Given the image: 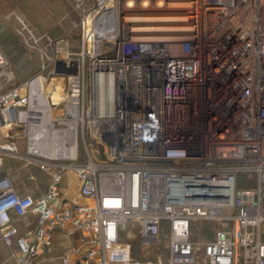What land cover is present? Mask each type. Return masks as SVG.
<instances>
[{
	"label": "built area",
	"instance_id": "obj_1",
	"mask_svg": "<svg viewBox=\"0 0 264 264\" xmlns=\"http://www.w3.org/2000/svg\"><path fill=\"white\" fill-rule=\"evenodd\" d=\"M71 2L80 50L52 57L49 35L40 50L53 60L48 74L68 82L66 117L68 104L78 110L75 150L48 158L73 160L80 192L92 202L64 196L66 161L40 197L19 194L0 176V234L10 256L27 264L61 226L91 234L78 264H264V0ZM141 15L183 16L173 22L183 28L140 33L131 18ZM40 76L47 80L40 72L12 85L0 48V127L29 121L28 150L37 161L44 155L30 130L41 117L32 122L23 112L39 103L33 82ZM0 149L18 152L15 141ZM254 173L239 182V174ZM179 175L187 176L190 197L170 192L168 178ZM27 213L36 226L21 235L14 217ZM207 221L218 224L208 238L199 227ZM129 224L139 227L144 247L159 246L167 231V260H135L133 234H122ZM64 261L72 263L69 254Z\"/></svg>",
	"mask_w": 264,
	"mask_h": 264
},
{
	"label": "crops",
	"instance_id": "obj_2",
	"mask_svg": "<svg viewBox=\"0 0 264 264\" xmlns=\"http://www.w3.org/2000/svg\"><path fill=\"white\" fill-rule=\"evenodd\" d=\"M67 1H70L72 4L71 0ZM72 19L71 10L66 9L64 0H0V48L9 59V70L14 75L12 85H21L24 81L29 80L40 72L45 73L42 70V63L50 60L48 55L55 58L66 56V53L71 50L69 36L67 35V24ZM25 26L28 29H25ZM45 35H49L50 38L57 41H54L52 44L51 53H47L48 61L42 55L40 47L33 45L35 39H39L40 41L41 38L44 39L43 36ZM64 36L67 40L63 38ZM60 43L64 45L61 46ZM49 49L47 48L46 50ZM49 69L50 67L47 70ZM57 77L59 76H55L53 79L57 80ZM53 79L50 87L57 86ZM44 82V76H40L34 80L35 98L38 99L39 103L38 105H34L33 111L23 112L25 119L31 120L34 117H41L40 123L31 124L30 134L32 136L33 148L37 146V144L33 143V128L42 126V123H45V120H47L43 114L42 106L44 105L41 98L48 95L44 89ZM49 105L53 106V103H49ZM24 131L25 129L18 121L7 122L0 127V144L5 141H15L18 149L17 153L0 149V176L9 177L19 194H31L34 197H40L46 192L52 179V173L60 168L63 161H66L69 167L64 170L61 179L64 196L72 204L92 202L91 199L85 197L80 192L81 181L76 169L72 166L73 160H52L48 158L50 156L53 157V155L69 156L74 153L75 149L67 153L63 149V146L57 150L52 148L50 156L43 154L42 161H37L29 153L28 137ZM18 141H22L24 145L20 146ZM43 161L45 163L51 162V167H43ZM61 204V199L54 201L56 208H60ZM14 223L18 227L20 234L23 235L35 228L36 215L34 213H27L21 217H14ZM90 238L91 234L82 230L55 226L51 244L41 247L39 253L27 264H67L64 261V257L67 254L72 259V263L68 264H78L89 246L84 240H89ZM71 247H74L75 251H71ZM11 250V247L3 241L0 234V264H18L10 256Z\"/></svg>",
	"mask_w": 264,
	"mask_h": 264
},
{
	"label": "rangeland",
	"instance_id": "obj_3",
	"mask_svg": "<svg viewBox=\"0 0 264 264\" xmlns=\"http://www.w3.org/2000/svg\"><path fill=\"white\" fill-rule=\"evenodd\" d=\"M64 6L66 7L67 10H71V16L75 19H77V13L75 10L72 9V4L70 1L64 0ZM69 21V20H68ZM68 33L67 35L69 36V44L71 45V50H80V37H81V32H80V27L75 28L74 24L71 22H68ZM26 33L27 31L24 30ZM29 34V33H27ZM44 39L41 38V40L37 44H33L38 47H45L48 39H46L45 36H43ZM65 38V36L63 37ZM66 39V38H65ZM67 40V39H66ZM65 40V41H66ZM61 46H63V43H60ZM59 47V46H58ZM50 48L49 50H46L48 54L51 53V46H48ZM47 49V48H46ZM57 50V48H55ZM59 50V49H58ZM47 61L49 60L46 55H43ZM51 56V55H50ZM60 58V57H59ZM45 59V60H46ZM47 63H49V67L52 65L53 60H49ZM88 63V61H87ZM89 67L87 65V82L89 84ZM45 76L47 80L44 82V89L45 92L48 93L47 96L41 97L43 100V114L46 116L45 120L46 122L42 123V126L34 127L33 128V143L37 144L36 149L37 152L42 153L44 155L50 156L52 152V138L59 140V143L62 144L63 149L68 152H72L75 148L72 146L71 143H67L65 140H67L66 137H68V133H65L69 130L70 128V120L74 117L73 115V107L70 106L68 109V117L69 119L66 118V114L64 111V103L65 100L63 98L64 94H67V80L63 79L61 77H57L58 79H53L54 83L57 84L54 85L53 87H50V83L52 81V78L54 75L48 74V70L44 71ZM31 77L30 79H32ZM29 79V80H30ZM56 86V89H55ZM63 86V87H62ZM89 87V85H88ZM55 89V90H53ZM52 90V91H51ZM27 93V88L25 87L22 90V94ZM64 93V94H63ZM48 97V98H47ZM49 101V102H48ZM49 103H53V106L49 105ZM64 118V119H60ZM45 119V118H44ZM32 120V119H31ZM32 122H35V120H32ZM22 127L25 128L26 131H24L26 134L29 132V121L23 122ZM53 129L57 130L58 132H62L64 135L56 136L55 134L53 135ZM53 135V136H52ZM66 136V137H65ZM23 141L25 142V139L23 138ZM20 146H23L24 143L22 141H18ZM23 149V147H22ZM82 155V154H81ZM254 174H239V182L244 185L245 181L249 177L250 179L254 178ZM254 183V181H253ZM234 212V211H233ZM205 225V231L202 233V236L205 235L206 238L211 237L214 233V229L218 224L214 223L213 221H207L204 223H201L199 227H204ZM166 228V227H165ZM129 233H132L133 236L131 238V242L133 245V256L135 260H140V261H147L150 260L152 262H155L159 258H161L163 261L167 260L168 258V246H167V241H168V235L167 231L165 232L163 229L161 231V242L159 246H152V247H144L142 245V238L140 235V229L138 226H132L129 224L125 231L122 232L123 237L127 238V235ZM203 239V237H201Z\"/></svg>",
	"mask_w": 264,
	"mask_h": 264
},
{
	"label": "bare ground",
	"instance_id": "obj_4",
	"mask_svg": "<svg viewBox=\"0 0 264 264\" xmlns=\"http://www.w3.org/2000/svg\"><path fill=\"white\" fill-rule=\"evenodd\" d=\"M134 21H137L136 26L133 27V30L135 31H139L140 33H150L151 31H178L181 30L183 27H180L176 24H174L173 22L178 21V20H183V16H179V15H141V16H134L131 18ZM156 21H167L170 23H159ZM62 66L65 67L66 63L63 62ZM74 70V68H73ZM64 94V93H63ZM66 94H64L63 98L61 101H63V99L65 98ZM70 106H74L72 104H68L67 109H69ZM74 114V119L70 120V128L67 132L68 133V137L66 142L67 143H71L73 145V147L75 148V127L77 125V114H78V110L76 108L73 107V112ZM68 113H67V117L66 119H69L68 117ZM60 119H64V118H60ZM56 136H60L61 134H63L62 132H58L57 130L53 129V135ZM52 135V136H53ZM52 148L57 150L59 148H62V144L59 143V140H56L54 138H52ZM73 154V153H72ZM70 154V155H72ZM53 155V153H52ZM69 155V156H70ZM53 157H55L53 155ZM56 157H61V155H57Z\"/></svg>",
	"mask_w": 264,
	"mask_h": 264
},
{
	"label": "water",
	"instance_id": "obj_5",
	"mask_svg": "<svg viewBox=\"0 0 264 264\" xmlns=\"http://www.w3.org/2000/svg\"><path fill=\"white\" fill-rule=\"evenodd\" d=\"M11 110L15 115V109L12 108ZM186 179V175L172 176L168 178V180L170 181V192L181 195V197L183 198L190 197V193L187 192L186 188L184 187Z\"/></svg>",
	"mask_w": 264,
	"mask_h": 264
}]
</instances>
